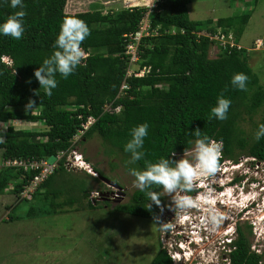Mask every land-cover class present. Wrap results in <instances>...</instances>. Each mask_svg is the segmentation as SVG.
<instances>
[{"label": "trees", "instance_id": "1", "mask_svg": "<svg viewBox=\"0 0 264 264\" xmlns=\"http://www.w3.org/2000/svg\"><path fill=\"white\" fill-rule=\"evenodd\" d=\"M190 1H153L150 33L142 36L138 44L137 66L149 67V72L125 77L129 56L125 53L123 34L138 29L147 10L145 6L104 12L93 4L88 10L70 13L65 10L68 0H23L26 16L22 38L15 40L0 34V135L4 138L0 143V158L51 161L60 151L68 149L82 128L81 123L92 116L95 121L81 134L82 139L99 136L107 146L105 153H119L128 172L133 167L143 170L145 160L152 163L161 157L177 160V155L194 146L196 137L191 133L196 128L212 139L222 140L227 157L236 159L242 154L252 158L254 163H264V137L259 141L255 139L258 126L264 124V85L249 65L245 48L213 44L203 34V31L214 33L218 28L225 32L231 29L237 42L250 12L215 20H193L187 9ZM18 10L11 8L10 0H0V23ZM66 16H76L90 28L91 34L81 45L88 58L66 79L57 74L58 86L49 97L40 88L34 70L56 50L55 40ZM5 58L13 62L11 66L4 62ZM235 73L248 76L246 90L230 83ZM123 81L128 87L116 97ZM219 95L231 101L227 119L209 120L210 110ZM29 99L36 102V107L25 111ZM111 101L113 105L122 106L119 113L102 111L103 105ZM254 115H257L256 120H253ZM246 117L252 125L250 132L241 126ZM16 120L35 125L16 127L13 124ZM141 123L149 125L142 149L144 157L129 164L131 154L124 151V145L131 139V129ZM65 156L57 161L54 171L36 187L30 198L21 193L38 170L0 167V194L11 193L18 197L15 204L25 201L28 207L24 216L27 217L35 214L34 206L38 207L39 215L62 212L68 205L84 206L83 201L86 207L95 208L99 202L90 197V186L84 181L80 192L72 185L68 189L63 186L62 190L59 185L51 187L57 173L73 176V169L64 163ZM94 171L103 175L95 167ZM154 190L160 192L162 187L154 186ZM64 194L65 198L56 201ZM148 204L152 202L147 194L135 188L130 200L116 209L153 218L159 209L152 204L149 211ZM10 210L4 221L19 218ZM232 244V250L227 253L229 264H264L262 252L251 249L243 231L240 230L238 240ZM148 264H172V258L166 248L160 247Z\"/></svg>", "mask_w": 264, "mask_h": 264}, {"label": "rangeland", "instance_id": "2", "mask_svg": "<svg viewBox=\"0 0 264 264\" xmlns=\"http://www.w3.org/2000/svg\"><path fill=\"white\" fill-rule=\"evenodd\" d=\"M153 1L68 0L65 10L70 13L85 11L95 4L94 6L105 12L122 7L150 6ZM187 9L191 19L203 21L250 12L248 22L241 35L237 37V41L245 48L248 59L254 56V62L251 61L250 63L251 68L264 85V0H258L256 3L251 0H191L187 5ZM257 38L263 42V46L259 49L253 47V41ZM132 67L135 68V66ZM256 119L257 115H254L253 120ZM13 124L20 128H31L35 125V123L20 120L13 121ZM241 126L247 132L252 129L250 120L247 117ZM2 129H5V127L3 126ZM79 137L80 141L76 142L75 146L76 152L87 161V164L82 166L77 163L78 165L76 164L72 170L73 176L65 172L57 173L54 176L55 182H52L51 187L55 188L59 185L60 190H62V188L68 189L72 185L78 189L77 192H80L82 181H84L89 184L90 197H92V191H104L107 189L106 183H110L101 182V179L98 178L94 179L97 175L94 171L95 167L105 177L115 180L124 187L125 197L120 204L126 203L135 187L133 186V176L124 169L121 163V155L115 152L111 155L105 153L107 146L97 135L86 140H83L82 136ZM193 148L194 146L187 151L191 152ZM1 152L2 149L0 148V155ZM182 156L183 154L177 155V160ZM188 158L192 159L191 156H188ZM237 158V166H239V170L244 171L243 176L252 175L251 170L253 169L251 167H253L258 172L257 178H264L261 175L264 163L251 166V160H246L245 155L241 154L236 156ZM112 163L114 164L112 165ZM245 185L247 186L246 183ZM161 193L164 194L163 189ZM77 194L79 196V193ZM100 196L99 192V196L96 197L99 203L95 208L86 207V203L83 201L84 206L73 204L71 207L66 206L62 212L39 215L37 212L38 207L34 206L35 210L33 212L35 214L27 217L24 216L28 207L25 201L15 204L19 201L18 197L11 193L0 194V264H148L160 249L161 231L158 224L153 223V218L104 208ZM165 196L171 198L168 195ZM263 197L257 195L256 202L258 204L252 212L244 216L242 223L245 230L247 228L245 222L252 220L251 223L254 225V220L259 222L261 227L257 230L259 233H254L252 227V233H247V235L250 247L254 248L256 246V250L262 252V263H264ZM63 198H65V194L56 201ZM9 210L12 211V215L19 218L9 222L4 221L7 219L6 215ZM163 214L161 213L164 218L165 214ZM183 231L186 232V235L190 232L187 223ZM194 235L196 239L197 235ZM167 241L168 239H164L163 245L169 251L174 252V259L180 260L181 264H212L209 263L212 261L217 262L213 264H227V262H222L221 259L224 255V248L223 250H221L222 247L212 248L213 238L203 240L205 243L196 239L195 243L197 245L191 243L189 245L191 249L186 252L187 255L185 256L188 261L181 257L179 249L174 251L173 246ZM179 245L182 246L181 243ZM182 247L185 250V247ZM229 249L230 247H226V252ZM38 258L40 259L35 260ZM47 261L50 262L47 263Z\"/></svg>", "mask_w": 264, "mask_h": 264}, {"label": "clouds", "instance_id": "3", "mask_svg": "<svg viewBox=\"0 0 264 264\" xmlns=\"http://www.w3.org/2000/svg\"><path fill=\"white\" fill-rule=\"evenodd\" d=\"M10 6L13 9L20 10L8 15L0 23V34L15 40H20L25 31L24 17L26 16V12L23 10V0H10ZM90 34V28L84 20L76 16L64 17L55 40L56 50L49 57L45 58L42 64L34 70V76L39 82L40 88H43L45 95L51 97L52 90L58 86L57 74L66 79L74 73L78 66L82 65L83 61L87 60L88 53L81 45ZM4 62L9 66L13 63L7 58H5ZM13 74L15 75V70ZM248 79V76L244 73H235L231 77L230 83L235 88L243 91L246 90ZM230 106L231 101L223 95H219L215 106L210 110L209 120L212 118L220 121L226 120ZM35 107L36 102L29 99L25 105V111L32 110ZM148 128L149 125L147 123H141L131 129V139L124 145V151L131 154V158L128 161L129 164H135L137 161L143 159L144 152L142 149L144 140L148 136ZM191 135L196 137L194 148L191 152L185 150L180 159L173 160L161 157L155 163L145 160L143 170L133 167L129 169V173L135 178L133 186L140 192L146 193L152 204H155L159 208L160 213H163L165 205L161 204V193L155 191L154 186L163 188L164 194L171 197V203L167 207L173 212L183 214V218H187L190 209H202L205 212V216L202 218L203 224L206 227L210 225L209 230L214 231L226 217L215 208L216 196L214 189L206 181L222 170L220 160L223 154V141L212 139L199 128L194 129ZM261 137H264V124L258 126V131L255 134L257 141ZM3 142L4 138L0 135V143ZM172 156H175L174 152ZM188 156H191L192 159H189ZM245 157L247 158L246 160L253 161L249 156ZM252 171L254 182H257V186L254 187H258V189L256 190L253 187L254 193L250 196H246L245 194L242 202L239 204V206L241 205L239 207V213H244V216L254 210L253 203L258 204L256 202L257 195L264 196V178H257L258 172L255 170ZM261 175L264 177V173L262 174L261 172ZM197 189H204V191L197 192L195 196L188 195V193L194 192ZM91 196L96 198L99 196V192L92 191ZM152 204H148L147 210L151 211ZM189 222V218L185 219L183 226L185 227L186 223L188 225ZM254 222L255 225L253 223H250V225L253 227L254 233H259L257 231L261 228L259 222L256 220ZM153 223L160 225L163 230L173 227L170 222H162L160 216L156 214H153ZM183 232L186 235L185 231H179L178 235H182ZM193 233L194 231L190 230L187 236L191 237ZM205 237L206 239L208 238L207 236ZM219 240L220 238L214 239V241H217L216 247H222L221 250L224 248V255L221 258L223 260L222 262L229 264L227 253L232 250L233 241L227 238L226 241L219 243ZM226 247H230L227 252L225 250ZM255 247L251 249H257ZM186 255V251L185 253H181V257L188 261V258L185 257ZM209 263L213 264L217 262L212 261Z\"/></svg>", "mask_w": 264, "mask_h": 264}, {"label": "flooded vegetation", "instance_id": "4", "mask_svg": "<svg viewBox=\"0 0 264 264\" xmlns=\"http://www.w3.org/2000/svg\"><path fill=\"white\" fill-rule=\"evenodd\" d=\"M222 157L220 160L221 164V171L218 172L214 177L209 178L208 181H206L207 184H209L210 187L214 189V194L216 196V203L215 208L218 209L226 218L222 221V223L219 225L218 228H216L214 231H210L209 226H205L202 222V218L205 216V212L202 209L196 208V209H190L189 214L187 218H189L190 222L188 223L187 227L189 230H193L194 233L191 235V237L184 234L178 235L179 231H183L185 227H183V222L187 218H183V214L178 212H173L170 210L167 205L171 203V198L165 196L162 192L161 193V204L165 205L163 214L164 218L162 217L160 210L158 211V216H160L161 221L170 222L173 227L167 230H163L160 225H158L160 233V247L166 248V246L163 245L164 239H168L167 242L173 246V249H179L181 253L190 251V244L195 243L196 239L199 240V242L206 239L204 236H207L208 238L217 239L220 238L219 243L222 241H226L227 238L230 240H238V237L240 235V230L245 233L248 239L247 233H252V226L250 225L251 221L245 222V226L247 227L245 230L242 227V223L244 220V213H239V204L242 202L245 194L246 196H250L254 193L253 187L257 186V182H254V176L253 174L245 177L243 176L242 170L238 169V158L235 159V157H227L224 155V152L222 150ZM246 156V155H245ZM259 163V162H257ZM257 163H254L253 161L250 163L251 166L257 165ZM251 169L257 171L253 167ZM261 172L264 173V169H261ZM251 173L253 171L251 170ZM248 174V171H247ZM246 174V175H247ZM98 179H101V182H116L115 180L109 179L105 177L104 175H96ZM104 177V178H103ZM118 185H120L118 182H116ZM247 184V186L245 185ZM107 189L106 190H100V197L102 199L104 208H108L111 211H118L116 208L122 202V199L125 197V192L121 195L120 192H118L117 187H115L111 183H106ZM121 186V185H120ZM256 190L258 187H254ZM121 189L124 190V187L121 186ZM163 189V188H162ZM202 192L204 189H197L194 192L188 193V195L195 196L197 192ZM264 193V191H263ZM131 196V194H130ZM130 196L127 200V202L130 200ZM224 198V199H223ZM126 202V203H127ZM253 207L256 206V203L252 204ZM159 209V208H158ZM243 229V230H242ZM192 234V233H190ZM197 235V238L195 239V235ZM195 239V241H193ZM193 241V242H191ZM179 242L182 246L185 247V250H183V247L179 245ZM191 242V243H190ZM205 243V241H203ZM213 244L212 248H215L217 245V241H212ZM206 250V249H205ZM192 253V251H191Z\"/></svg>", "mask_w": 264, "mask_h": 264}, {"label": "built area", "instance_id": "5", "mask_svg": "<svg viewBox=\"0 0 264 264\" xmlns=\"http://www.w3.org/2000/svg\"><path fill=\"white\" fill-rule=\"evenodd\" d=\"M154 2H151V5H146L147 8L146 12L142 16L138 29L133 33L123 34L126 38V46H125V53L129 56V63L125 73V77L133 76H141L145 73L149 72V67H141L137 66L139 60L138 54V44L142 36H145L150 33V13L153 11ZM200 33V32H198ZM203 34L208 36L214 43H218L220 45L228 44L231 47H236L237 49L242 48L243 46L237 41H234V34L231 29L227 30L226 32L223 31L221 28L216 29L214 33L203 31ZM254 48H257L260 43L258 40L254 42ZM132 66H135L133 68ZM127 84L123 81L120 85L119 92L117 93L116 97H119L123 94V91L127 89ZM113 101L105 103L102 107L103 112L108 113H119L122 106L121 105H113ZM95 121L94 117L88 116L86 121L81 123V129L78 133L73 137L71 145L65 151H60L53 160L49 161L46 159H6L2 160L0 158V167H11V166H22L24 170H38V173L29 181V183L24 187L22 191V196L30 198L32 192L36 189V187L51 173L54 171L57 165V161L66 154L65 158V165L67 168H75L77 163L81 164L82 166L87 164L80 154L76 152V142L79 140V136H81L84 131L88 129V127ZM79 137V138H78ZM70 155V158H69ZM78 165V164H77ZM167 252L170 254L172 258V264H181L180 260L174 259L173 251H169L166 249ZM179 262V263H178Z\"/></svg>", "mask_w": 264, "mask_h": 264}, {"label": "crops", "instance_id": "6", "mask_svg": "<svg viewBox=\"0 0 264 264\" xmlns=\"http://www.w3.org/2000/svg\"><path fill=\"white\" fill-rule=\"evenodd\" d=\"M256 40H258V43H260V45L258 46V48H255V49H259V48H261L262 46H263V42H262V40L261 39H255L254 41H256ZM254 41H253V43H254ZM253 46H254V44H253ZM252 49H254L253 47H252ZM251 61H253L254 62V56H251L249 59H248V63H249V65L251 66ZM40 258H38V259H35V260H39ZM50 261H47V263H49ZM43 264H45V263H43Z\"/></svg>", "mask_w": 264, "mask_h": 264}, {"label": "water", "instance_id": "7", "mask_svg": "<svg viewBox=\"0 0 264 264\" xmlns=\"http://www.w3.org/2000/svg\"><path fill=\"white\" fill-rule=\"evenodd\" d=\"M110 183L113 184L115 187H117L118 192H120L121 195L124 193V191L121 189V186L118 185L116 182L110 181Z\"/></svg>", "mask_w": 264, "mask_h": 264}, {"label": "bare ground", "instance_id": "8", "mask_svg": "<svg viewBox=\"0 0 264 264\" xmlns=\"http://www.w3.org/2000/svg\"><path fill=\"white\" fill-rule=\"evenodd\" d=\"M224 199V198H223Z\"/></svg>", "mask_w": 264, "mask_h": 264}]
</instances>
